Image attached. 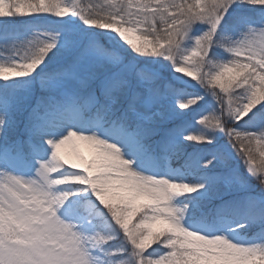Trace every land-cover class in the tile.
Listing matches in <instances>:
<instances>
[{"label": "snow or ice", "instance_id": "1", "mask_svg": "<svg viewBox=\"0 0 264 264\" xmlns=\"http://www.w3.org/2000/svg\"><path fill=\"white\" fill-rule=\"evenodd\" d=\"M0 264H264V0H0Z\"/></svg>", "mask_w": 264, "mask_h": 264}, {"label": "rangeland", "instance_id": "2", "mask_svg": "<svg viewBox=\"0 0 264 264\" xmlns=\"http://www.w3.org/2000/svg\"><path fill=\"white\" fill-rule=\"evenodd\" d=\"M85 154H86V155L88 154L87 151H85Z\"/></svg>", "mask_w": 264, "mask_h": 264}]
</instances>
